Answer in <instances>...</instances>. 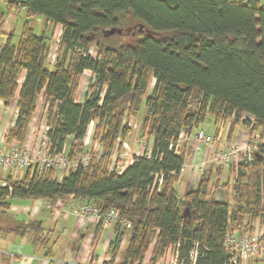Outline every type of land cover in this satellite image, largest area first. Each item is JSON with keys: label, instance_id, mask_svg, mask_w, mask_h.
Instances as JSON below:
<instances>
[{"label": "trees", "instance_id": "1", "mask_svg": "<svg viewBox=\"0 0 264 264\" xmlns=\"http://www.w3.org/2000/svg\"><path fill=\"white\" fill-rule=\"evenodd\" d=\"M21 9L20 34L3 32L7 16ZM40 18L54 29L50 34L35 31L33 22ZM57 28L61 34L52 62ZM1 35L0 99L18 108L7 132L9 145L25 142L42 105L54 154L65 151L69 160L82 156L92 122L93 140L102 151L90 149L89 164L61 181L54 167L37 162L23 169L22 177H7L6 185L0 183V235L33 237L34 245L53 258L43 221L17 219L12 199L45 200L51 207L94 203L101 218L93 244L101 239L105 213L116 208L121 216L106 264H142L148 254L149 264H158L173 247L179 264H191L196 243L195 264H227L229 230L247 219L264 220L261 0H0ZM86 71L92 78L86 99L79 102ZM143 104L141 136L152 138L151 152L136 155L122 173L111 170L112 156L133 133L127 120L140 117ZM208 121L216 128L214 137L228 122L229 135L237 125L251 138L260 131L259 145L253 159L229 168L226 181L218 183L208 171L181 194L177 185L191 150L177 153L175 145L183 131L204 130ZM120 254L123 260L116 263Z\"/></svg>", "mask_w": 264, "mask_h": 264}, {"label": "built area", "instance_id": "2", "mask_svg": "<svg viewBox=\"0 0 264 264\" xmlns=\"http://www.w3.org/2000/svg\"><path fill=\"white\" fill-rule=\"evenodd\" d=\"M61 34V31H60ZM60 36V35H59ZM59 44V38L57 41ZM56 53H52V62L55 61ZM94 53V50H91ZM87 72V71H86ZM85 72V73H86ZM50 129L48 125L43 131L44 144L36 153H31L29 148L21 147L22 143H13L4 147L0 144V165L10 168L11 170L26 169L33 162H37L44 167H54L56 169V178L61 181L72 170H75L80 165L86 166L90 161V153L86 151L82 156H76L73 160H69L65 151L60 154H54L51 150V144L47 135ZM260 135L256 133L253 138H249L243 145L232 143L224 147H215V138L212 134L198 130L196 132L183 131L175 145L177 153H185L187 150H192L194 153H203L205 148L211 147L213 152L211 157L202 161L197 166L203 175L210 163L220 168H230L233 164H238L244 160H251L254 157L256 149L259 145ZM150 153H148L149 155ZM186 162L183 165L182 172L187 168ZM125 165L120 169L117 160L115 161L112 156L111 170H116L122 173L125 170ZM6 185V183H2ZM59 209L65 212L74 213L83 226L87 224L95 225L101 218L100 209L94 203H67L58 202L56 204ZM57 209V208H56ZM121 221V216L116 208H111L104 215L105 226L113 227ZM123 225L131 226L128 221H122ZM95 236V234H94ZM197 247V243H196ZM191 251V264H195L197 260V248ZM225 249L228 254L227 264H264V220H249L247 219L239 228H231L225 239ZM151 254H148L142 264H149ZM178 250L173 247L170 248L166 258L161 260L158 264H163L168 260V264H179ZM87 264H93L92 262Z\"/></svg>", "mask_w": 264, "mask_h": 264}, {"label": "rangeland", "instance_id": "3", "mask_svg": "<svg viewBox=\"0 0 264 264\" xmlns=\"http://www.w3.org/2000/svg\"><path fill=\"white\" fill-rule=\"evenodd\" d=\"M261 3L264 4V0H261ZM23 18H24V14H21V13L18 14L17 25H16L17 27L14 30L17 35H19L21 32L22 25L20 26V24L23 21ZM43 21L44 20H41V18H40L39 20L33 22V24L35 26V31L37 33H42L43 31H46L47 34H50L51 31L54 29L52 28V26H50L49 28H46L45 25L43 24ZM54 34H55V35H53L54 39H52V42L54 41V43H53V45L51 44V46H52L51 49H53L52 53L53 52L56 53L55 52L56 50L58 51V47H57L58 42L57 41H58V38L60 35V28H57V30H55ZM0 37L2 40H4L3 35H1ZM91 78H92V72H90V71H87L83 75L81 90H80V94L78 96L79 102H83L86 99L87 94H88V89L90 86V81H91L90 79ZM22 80H23V77L21 78V81ZM154 83H155V80L153 78L150 82V85H149L150 89H152V87L154 86ZM140 114H141V116L138 118H132L130 120H127L129 125L133 129V133L131 134V136L128 139L124 140L126 142V146H124V142H123L122 151L119 153L115 152L113 155V159L115 161L117 160V164H119L120 169L123 165H125V167L127 168V166L132 163V161L136 155L140 156L144 153L148 154L151 152L152 138L146 139L145 137L141 136V131H142L141 129H142V125H143L142 120H143V116L145 114V105L144 104L142 106ZM47 121L48 120L46 118L45 110L42 108V105H39L37 113L35 114V117L32 120L30 128H29V130H30L29 131L30 134L28 133L29 137L27 135L28 139H26L24 143H22V144L20 143L22 145L21 147L29 148L31 153L32 152L36 153L37 151H39L41 146L44 144V140H42V138L44 136L43 131H45V128L48 126ZM228 123L223 128L221 127L222 132L220 133V135H223L224 133L226 135V133L229 132L230 123L229 124ZM202 127H203L204 131H206L208 133L209 132L213 133V134L215 133L216 128H215L214 123L212 121L206 122ZM94 131H95V124H94V122H92L89 125L87 137L85 138V141H84V145L87 148L85 150L86 151L92 150L94 152L101 153V151H102L101 145L99 144L98 141L93 140ZM243 131H245L244 133H246V135H248L247 139L245 140V142H246V141H248L249 138H251L250 132L247 128L243 127L242 125H237L235 130H234V134L239 135V133H241ZM256 133H257V135L258 134L261 135L260 131H257ZM256 133H255V135H256ZM218 137L219 136L214 137L215 143L217 142ZM140 142L142 143L141 146H139ZM243 143L238 142V144H240V145H243ZM185 162H186V160H185ZM221 169H223V168H221ZM221 169H220V171H222ZM22 171H24V170L23 169L12 170V174L14 175L15 173H17V174L19 173L18 175L20 177L22 174ZM221 181H223V180L218 179L217 182L220 183ZM2 183H6V181L2 182ZM182 192H185L184 189ZM181 194H184V193H181ZM41 201H45V200H41ZM41 201L37 200L36 202H33L32 200H23L20 198H14V199H12V203L15 207L14 208L12 207L13 208L12 214L19 220L28 221L31 218H37V219L43 221L44 226L47 229L46 236L49 237L50 243L55 242L53 245L54 246L53 251H54L55 258H65V260L67 262H71L70 261L71 257H72L71 247L72 246L76 247V245H77V247H79V251H81L80 260H83V262H81V264H87L90 262H92L93 264H106L111 259L110 255L108 253L110 238L108 239L106 234L103 235L104 232L102 233V236H100L101 237L100 241H98V242L96 241V243L94 242V244H93V235L91 233L88 237H87L88 234L83 236L84 239L79 243L78 239L80 238V236H79V233H77V232L79 229H80L79 232L81 231L83 225L81 223H79L80 221H79L78 217L74 213L70 212L71 215L68 216L69 219H65V218H63V216L65 217L69 213L61 211L63 213V216H61L59 218V221L56 223L55 220L53 219L55 217V215L53 214V212L55 210H53L52 208L50 210L49 209L42 210L40 215L36 216L38 214V212H35V210L40 208V205L42 203ZM63 203L67 204L70 202H63ZM25 205H29L30 208H32V210L35 209L34 212H32L31 214L26 213L27 209H25V207H24ZM66 220H67V222L65 223ZM75 222H76V227L74 229ZM80 224L82 226H80ZM55 228H56V230H55ZM76 228H78L77 231H76ZM53 229H54V231H50ZM128 242L129 241H128V237H127L122 244L121 251L126 249V247L128 246ZM29 247L30 246H27V248H29ZM122 260H123V257H122V254H120L116 258L115 262L117 263V262L122 261ZM168 263H169L168 260L163 262V264H168ZM70 264H72V263H70Z\"/></svg>", "mask_w": 264, "mask_h": 264}, {"label": "crops", "instance_id": "4", "mask_svg": "<svg viewBox=\"0 0 264 264\" xmlns=\"http://www.w3.org/2000/svg\"><path fill=\"white\" fill-rule=\"evenodd\" d=\"M24 14L25 15V9H21L17 14L15 15H10L7 17L3 27L2 31L5 33L14 31L16 29L17 25V18L18 14ZM22 25V22L20 26ZM15 32V31H14ZM3 40H0V49H1V44ZM18 114V108L14 102L11 103H6L4 100L0 99V144L4 147H7L10 143L7 141V132L8 130L15 124L16 118ZM244 127V126H243ZM231 130V129H230ZM230 130L228 133H225L223 135H218L217 142L215 143V147H224L225 145L232 144V143H238V142H245L247 139L248 135L244 133L245 131L239 133V135H229ZM30 131V130H29ZM222 132V131H221ZM210 133V132H209ZM30 134V132H29ZM28 134V137H29ZM213 134V133H210ZM28 139V138H27ZM142 143H139V146H141ZM124 146H126V142L124 141ZM213 152V149L211 147H207L203 153H194L192 150L190 152V155L187 158V168L185 171L181 173V179L177 185V189L179 190L180 193H186L192 188H195L200 179L202 178L201 171L197 169V166L199 163L202 161H205L206 159L211 157V154ZM132 161V160H131ZM130 161V162H131ZM220 167L210 163L208 167L205 168L206 172H210L211 176L213 177L214 180L218 181V179H222L224 182L228 179V173H229V168H223L220 171ZM19 177V173H15ZM14 174V175H15ZM24 174V171H22V175ZM12 174V170L0 165V183L5 182L6 178L9 177ZM227 179H226V178ZM225 179V180H224ZM184 189L185 192H182ZM223 195V189L221 186L217 188V198H221ZM41 201V200H40ZM40 208L38 209H33L30 208L29 205H25L26 213L31 214L32 212H38V215L42 212V210H47V209H53L55 210L53 214L55 217L53 218L55 222L57 223L59 221V218L63 216V213L61 211H64L63 209H59V205L57 207H51L47 201H41ZM43 204V205H42ZM46 206V207H45ZM12 207L14 208L15 206L12 203ZM12 208V210H13ZM57 208V209H56ZM38 210V211H37ZM15 211V210H14ZM65 212V211H64ZM62 213V214H61ZM68 213V212H67ZM66 213V214H67ZM70 213L67 214V216H63L65 219H69ZM67 220L65 221V223ZM81 223V222H79ZM79 225V224H78ZM77 225V226H78ZM80 226H82L80 224ZM76 227V222L74 225V229ZM56 230V228H55ZM78 228H76V231ZM80 230V229H79ZM79 233V236H85L86 234L87 237L90 235V233L93 235L95 234V225L92 224H87L85 226H82L81 231ZM50 231H54L50 230ZM74 231V230H73ZM103 235L106 234L107 238L111 240L113 237V227L111 226H104L103 229ZM84 239V238H83ZM55 243V242H54ZM54 243H50L49 245H54ZM27 246H30L27 248ZM72 257H71V262H67L65 258H55V256L52 257H47L44 253V250L41 248H37V246L34 245L33 243V237L30 236H22V235H16V234H8V235H0V264H48L50 260H55L59 262H64V263H72V264H81L83 260H80V254L81 251H79V248L72 246Z\"/></svg>", "mask_w": 264, "mask_h": 264}, {"label": "water", "instance_id": "5", "mask_svg": "<svg viewBox=\"0 0 264 264\" xmlns=\"http://www.w3.org/2000/svg\"><path fill=\"white\" fill-rule=\"evenodd\" d=\"M257 154V153H256Z\"/></svg>", "mask_w": 264, "mask_h": 264}]
</instances>
